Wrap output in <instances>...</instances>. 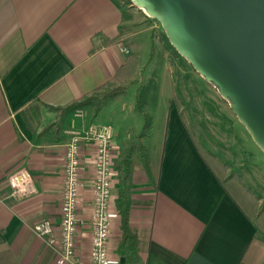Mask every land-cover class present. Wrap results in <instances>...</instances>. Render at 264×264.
I'll use <instances>...</instances> for the list:
<instances>
[{
    "label": "crops",
    "instance_id": "obj_1",
    "mask_svg": "<svg viewBox=\"0 0 264 264\" xmlns=\"http://www.w3.org/2000/svg\"><path fill=\"white\" fill-rule=\"evenodd\" d=\"M152 19L116 0H0V264H57V249L33 228L44 220L59 228L63 146L92 123L112 126L117 167L134 150L129 220L140 260L128 262L119 250L115 216L109 247L119 264H264L262 199L238 193L200 151L176 99L171 63L158 56L164 47ZM116 88L123 92L107 96ZM138 151L147 155L150 176ZM88 154H81L86 186L75 247L85 264L92 237ZM20 169L33 178L35 194L11 196L8 177Z\"/></svg>",
    "mask_w": 264,
    "mask_h": 264
},
{
    "label": "water",
    "instance_id": "obj_2",
    "mask_svg": "<svg viewBox=\"0 0 264 264\" xmlns=\"http://www.w3.org/2000/svg\"><path fill=\"white\" fill-rule=\"evenodd\" d=\"M230 101L264 152V0H129Z\"/></svg>",
    "mask_w": 264,
    "mask_h": 264
},
{
    "label": "built area",
    "instance_id": "obj_3",
    "mask_svg": "<svg viewBox=\"0 0 264 264\" xmlns=\"http://www.w3.org/2000/svg\"><path fill=\"white\" fill-rule=\"evenodd\" d=\"M121 4H131L127 0H116ZM134 6V5H133ZM119 48L125 54L129 49L122 43ZM77 111L75 116L82 117ZM114 131L109 124H89L83 130L72 133L71 139L63 146V197L59 228H55L48 220L37 222L33 228L37 237H41L49 246L57 249V264H85L76 253V237L79 227L78 209L81 192L86 186L83 175L84 149L89 151L92 164L91 176L92 207L90 224L92 228L91 245L88 253V264H119L118 258L111 257L110 247L115 216H120L116 209V186L121 183V172L118 160L121 156L120 147L113 141ZM8 185L12 197L31 196L37 192L34 180L25 169L16 170L8 177Z\"/></svg>",
    "mask_w": 264,
    "mask_h": 264
},
{
    "label": "rangeland",
    "instance_id": "obj_4",
    "mask_svg": "<svg viewBox=\"0 0 264 264\" xmlns=\"http://www.w3.org/2000/svg\"><path fill=\"white\" fill-rule=\"evenodd\" d=\"M152 21L160 28L154 34L164 47L158 56L171 63L177 80L176 99L181 111L190 117L200 151L216 170L220 169V177L234 183L238 193L262 199L260 211H264V152L230 110V101L220 97L217 87L174 52L161 24Z\"/></svg>",
    "mask_w": 264,
    "mask_h": 264
},
{
    "label": "trees",
    "instance_id": "obj_5",
    "mask_svg": "<svg viewBox=\"0 0 264 264\" xmlns=\"http://www.w3.org/2000/svg\"><path fill=\"white\" fill-rule=\"evenodd\" d=\"M129 1V0H128ZM130 2V1H129ZM131 3V2H130ZM167 38V37H166ZM171 48L178 54V52L171 46ZM180 56V55H178ZM123 92V88H116L109 92L107 96H115ZM145 97H146V88H142L136 101V108L139 111L143 110L144 102H145ZM94 98L90 97L88 99H85L83 101L78 102L75 104L76 107L84 106L90 101H93ZM74 107L73 105L70 106L69 108ZM145 127V125H144ZM146 128V127H145ZM133 152L134 150H128L125 153V156L123 160L121 161L119 167L121 169V185L118 189L117 194V200H116V209L118 214L121 217V237H120V242H119V250H126L127 252V258L126 260L128 262H138L140 259L138 256V246L137 244V239L134 236L133 233H131V227H130V211H131V199L129 197V189H130V179H131V173H132V159H133ZM138 153L141 155L142 161H143V167H145L146 172L150 176V169L148 166V158L145 153H142V151H138Z\"/></svg>",
    "mask_w": 264,
    "mask_h": 264
}]
</instances>
